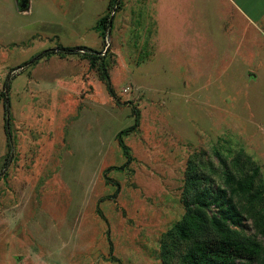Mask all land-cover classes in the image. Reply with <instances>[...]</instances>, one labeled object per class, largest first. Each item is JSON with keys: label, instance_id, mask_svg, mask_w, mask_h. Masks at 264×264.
Instances as JSON below:
<instances>
[{"label": "rangeland", "instance_id": "374dc122", "mask_svg": "<svg viewBox=\"0 0 264 264\" xmlns=\"http://www.w3.org/2000/svg\"><path fill=\"white\" fill-rule=\"evenodd\" d=\"M119 1L0 0V264H183L191 242L167 232L190 173L228 193L227 174L264 181V35L220 0ZM77 46L102 50L116 97L83 50L61 49ZM133 107V160L106 172L127 162ZM231 227L264 246L246 213Z\"/></svg>", "mask_w": 264, "mask_h": 264}, {"label": "trees", "instance_id": "16d2710c", "mask_svg": "<svg viewBox=\"0 0 264 264\" xmlns=\"http://www.w3.org/2000/svg\"><path fill=\"white\" fill-rule=\"evenodd\" d=\"M112 1L117 7H120L119 0ZM112 26L113 15L103 16L97 24V28L103 33L109 32ZM61 49L70 52L83 50V56L90 59L91 67L98 66L101 78L109 93L116 97L102 50H94L85 46L62 47ZM54 51L44 50L26 62V65L35 63L40 58L54 53ZM99 60L100 62L97 64ZM11 79L12 77L8 76L4 90L0 92V103L3 101L5 108V131L10 148H12L9 115ZM133 109L135 123L120 130L117 134V139L127 157V162L122 166H110L106 172L111 169H124L133 160L130 147L124 140L125 135L135 131L140 125V111L136 107ZM239 161L240 159L237 158L234 164L235 169H237L236 166H238ZM188 170H190V166ZM252 170V174L242 176L227 174L226 184L229 193L222 189L212 190L205 184L203 175L198 172L190 173L185 183V191L193 196L192 202L190 201V204L185 200L189 209L181 220L176 222L167 232L168 235L176 237L178 240L191 242L182 258L183 264H264V246L255 238L238 235L231 227V223L237 221L241 212L246 213L252 218L258 232L264 236V181L256 186L254 178L259 173V167L255 166ZM238 171L243 172V168ZM105 176L109 181L108 176ZM116 185L119 186L118 183ZM234 196L238 198V202L234 201ZM211 205L216 206L218 210L215 214L209 215L208 208ZM168 252L169 245L165 240L163 242L165 258Z\"/></svg>", "mask_w": 264, "mask_h": 264}, {"label": "crops", "instance_id": "0c3cea01", "mask_svg": "<svg viewBox=\"0 0 264 264\" xmlns=\"http://www.w3.org/2000/svg\"><path fill=\"white\" fill-rule=\"evenodd\" d=\"M199 0H175L176 3H194ZM215 1V0H202ZM223 4L231 6L238 16L253 26L257 32L264 35V0H220Z\"/></svg>", "mask_w": 264, "mask_h": 264}, {"label": "water", "instance_id": "95a60500", "mask_svg": "<svg viewBox=\"0 0 264 264\" xmlns=\"http://www.w3.org/2000/svg\"><path fill=\"white\" fill-rule=\"evenodd\" d=\"M27 3H28V0H26L25 2H23L22 6L23 7H26L27 6Z\"/></svg>", "mask_w": 264, "mask_h": 264}, {"label": "flooded vegetation", "instance_id": "af4514ba", "mask_svg": "<svg viewBox=\"0 0 264 264\" xmlns=\"http://www.w3.org/2000/svg\"><path fill=\"white\" fill-rule=\"evenodd\" d=\"M26 0H22V2H25Z\"/></svg>", "mask_w": 264, "mask_h": 264}]
</instances>
